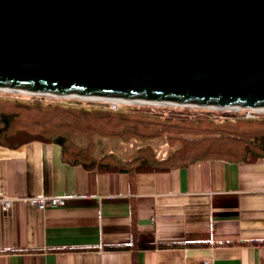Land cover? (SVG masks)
Masks as SVG:
<instances>
[{
  "label": "water",
  "instance_id": "95a60500",
  "mask_svg": "<svg viewBox=\"0 0 264 264\" xmlns=\"http://www.w3.org/2000/svg\"><path fill=\"white\" fill-rule=\"evenodd\" d=\"M0 90L264 109V0H0Z\"/></svg>",
  "mask_w": 264,
  "mask_h": 264
},
{
  "label": "crops",
  "instance_id": "0c3cea01",
  "mask_svg": "<svg viewBox=\"0 0 264 264\" xmlns=\"http://www.w3.org/2000/svg\"><path fill=\"white\" fill-rule=\"evenodd\" d=\"M0 264H264V157L157 172L69 166L53 143L0 147Z\"/></svg>",
  "mask_w": 264,
  "mask_h": 264
},
{
  "label": "trees",
  "instance_id": "16d2710c",
  "mask_svg": "<svg viewBox=\"0 0 264 264\" xmlns=\"http://www.w3.org/2000/svg\"><path fill=\"white\" fill-rule=\"evenodd\" d=\"M15 104L18 105L17 112H0V147L15 149L33 140L55 143L60 147L62 159L66 164L88 171L125 172L133 176L135 173L183 167L199 160L222 157L216 155L220 152L219 140L228 138H235V143L240 146V152L235 154L238 159L233 161L252 162L264 157V137L258 133L264 129L251 119L241 118L242 126L239 128L227 125L221 130L220 127H215L210 129V134H192L185 139L176 140L173 136H168L167 138L173 141H170L163 156L158 157L155 151L147 147L148 142L157 138L160 133H171L170 121L162 124V115L159 112L137 108L127 111V106H118V111H112L102 108H78L77 105L62 106L57 103L47 105L42 102L33 104L16 101ZM25 115L26 123L21 120V116ZM178 119V122H185V119ZM18 124L22 125V129L16 128ZM244 127H253L255 130ZM222 131L228 134L225 135ZM182 133L183 128L179 134ZM16 134L33 138L15 143L13 140L17 137ZM205 136L213 137L210 141L199 139ZM129 140L144 142V145H139L137 150L126 154L125 157L122 153L110 150L112 145L120 146L123 142L130 143Z\"/></svg>",
  "mask_w": 264,
  "mask_h": 264
},
{
  "label": "rangeland",
  "instance_id": "374dc122",
  "mask_svg": "<svg viewBox=\"0 0 264 264\" xmlns=\"http://www.w3.org/2000/svg\"><path fill=\"white\" fill-rule=\"evenodd\" d=\"M16 101L21 102V103H33V104L36 102H42L47 105H49L50 103H57L62 106L77 105L78 108L79 107L85 108V109L102 108V109H110V110L113 109L112 105L117 104V107L112 111H118V106L119 108L127 106V108H125L127 111L129 109L137 108L142 111L153 110L157 113L159 112L162 115L161 116L162 124H165L170 121L169 127H170L171 133H168V134H166L165 132L160 133L158 137L162 136V138L158 139L157 137L154 140H151L150 142H148L147 147H149L153 152L155 151V154L158 157L163 156L166 148L170 145V141H173V140H169L167 138L168 136L169 137L173 136L174 140L185 139L187 137H190L192 134H195L196 136L198 134H202V135L210 134L209 133L211 132L210 129H213L215 127L217 128L220 127L221 130H223L224 127L227 125H232L235 128H239L242 126L241 120L242 119L244 120L243 113L245 114L247 111H250L248 109L218 110V109H210V108L183 107V106L159 105V104L157 105V104H151V103H130V102H122V101L113 102L115 100L111 101V100H102V99H94V98L81 99V98H76V97L33 95V94H26V93H20V92H9V91L0 90V112L1 111H5L6 113L17 112L18 105L15 104ZM256 110H259L260 112L257 111L258 114H255V119H251V120H254L253 122H255L257 126L261 125L262 128L264 129V109H255V110H252V113H255L254 111ZM11 111H14V112H11ZM222 112H228V113H222ZM175 115H178V116H175ZM21 117H22L21 120H23L26 123L27 115L21 116ZM178 118L185 119V122L184 123L178 122L179 120ZM246 120H250V119H246ZM151 121H154V120H151ZM16 128L22 129V125L18 124ZM182 128H183V133L179 134V132L182 131ZM244 129L255 130V128L253 127H244ZM205 131H208V132L205 133ZM263 132L260 131L258 133L264 137ZM222 133H225V135L228 134L227 132H223V131ZM16 135L17 137L13 140V142L15 143L28 141L31 138H33L32 136H27L25 134H22V135L16 134ZM212 137L213 136H205V137H200L199 139L204 138L205 140L210 141ZM219 141H220L219 144L221 146L219 150L220 152H218L219 154H216V155L222 156L224 158L212 157V159H218V160H223V161H233L234 159L237 160L238 158H235V154L240 152V146L235 143V138L233 139L228 138V139L219 140ZM75 142L78 144L77 139L75 140ZM129 142L130 143L123 142L120 146L112 145L113 147H111V149L110 148L108 149L114 152H117V153H122V156L125 157L126 154H129L133 152L134 150H137L139 145L140 146L144 145V142H140V141L129 140ZM144 149H148V148H144ZM60 152H61V149H60ZM49 197H54V196H49ZM8 198H15V197H8ZM15 199H19V198H15ZM63 199L65 201L64 197Z\"/></svg>",
  "mask_w": 264,
  "mask_h": 264
},
{
  "label": "built area",
  "instance_id": "2783aa9c",
  "mask_svg": "<svg viewBox=\"0 0 264 264\" xmlns=\"http://www.w3.org/2000/svg\"><path fill=\"white\" fill-rule=\"evenodd\" d=\"M113 102H116V101H113ZM116 107H117V104L112 105V108H113L112 110H114ZM248 110L250 111H247L245 114L243 113L244 119H254L255 114H258L257 111H259V110H256L254 111L255 113H252V110H255V109H248ZM17 201L28 203L39 209H43L47 206L57 207L60 205L62 206L64 204L63 197H47V196L40 195V196L31 197V198L15 199V198H8L0 194V205L2 206L4 210L10 209L13 206V204H15V202ZM202 264H213V262L207 260V261H204Z\"/></svg>",
  "mask_w": 264,
  "mask_h": 264
},
{
  "label": "bare ground",
  "instance_id": "6f19581e",
  "mask_svg": "<svg viewBox=\"0 0 264 264\" xmlns=\"http://www.w3.org/2000/svg\"><path fill=\"white\" fill-rule=\"evenodd\" d=\"M115 101H122V102H130V103H142L144 101L142 100H131V99H114ZM113 101V100H112Z\"/></svg>",
  "mask_w": 264,
  "mask_h": 264
}]
</instances>
